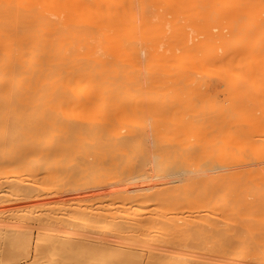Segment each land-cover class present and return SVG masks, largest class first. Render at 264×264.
<instances>
[{"label":"bare ground","instance_id":"1","mask_svg":"<svg viewBox=\"0 0 264 264\" xmlns=\"http://www.w3.org/2000/svg\"><path fill=\"white\" fill-rule=\"evenodd\" d=\"M253 98L264 0H0L1 235L172 227L199 258L264 264V122L235 113Z\"/></svg>","mask_w":264,"mask_h":264},{"label":"rangeland","instance_id":"2","mask_svg":"<svg viewBox=\"0 0 264 264\" xmlns=\"http://www.w3.org/2000/svg\"><path fill=\"white\" fill-rule=\"evenodd\" d=\"M155 8V7H154ZM190 32H191V30H190ZM192 33H193V31H192ZM194 35V34H193ZM192 35V36H193ZM190 37H191V34H190ZM195 88H198V87H195ZM245 89V88H244ZM252 89V88H251ZM251 89H250V91L248 92L247 91V89H245L248 93H252V95L257 91H255V88H254V90L252 89V91H251ZM239 90H243V89H239ZM222 91H224V94H225V97L227 96L226 94H228V96H229V93H231V91H233L232 89H230V90H228V92H226L225 90H222ZM254 91V92H253ZM257 93V92H256ZM255 93V94H256ZM224 94H223V92H221V97L223 96V98H224ZM253 96H256V95H253ZM252 97V96H251ZM246 99V98H245ZM254 99V98H253ZM252 99V102L254 103V105H253V103H252V106H249L247 103H245V102H243V103H241V102H239V105L238 106H240V104L242 105V106H240V107H238L239 108V110H245V116H243L242 114H241V112L243 113V110L242 111H237V112H235V113H238V116H239V114H241V116L243 117L241 120H242V123H244L245 121H247L248 123L250 122V119H251V121L252 122H255L256 121V119H258V118H254V115H255V117L257 116V117H262V121H261V118H260V123H263L264 121H263V116H262V114H264L263 112H264V110L262 109V108H264V107H260V105L259 106H257L258 104H259V101L260 100H253ZM247 100V99H246ZM229 101V100H228ZM248 101H251V100H248ZM254 101H256V102H254ZM238 102V101H237ZM236 102V103H237ZM263 102V101H262ZM229 103V102H228ZM236 103L234 102H231V106H229L230 104H228V106L231 108V109H233V110H235V108H237V107H234L235 105H236ZM244 103L246 104L245 105V107L248 105V107H251V109H253L254 111H249V113L250 112H253V113H255V111L257 110L258 111V115H257V113H255V114H253V113H248L247 112V109H248V107H247V109L244 107ZM260 103H261V101H260ZM235 104V105H234ZM256 104V105H255ZM151 105V104H150ZM150 105H149V107H150ZM159 104H157V106H158ZM161 105V104H160ZM234 105V106H233ZM146 106V105H145ZM233 106V107H232ZM253 106H255V107H253ZM261 106H264V102H263V104L261 103ZM149 107H147L146 106V108H149ZM161 107V106H160ZM173 107V106H172ZM175 107V106H174ZM229 107H228V109H229ZM244 107V108H243ZM253 107V108H252ZM257 107H258V109H257ZM189 108V107H188ZM242 108V109H241ZM250 109V108H249ZM260 109L262 110L261 112H259L260 111ZM236 110H238V109H236ZM256 111V112H257ZM146 112L147 113H145L144 115L142 114V115H138V116H134V117H132L131 119H133L132 120V124H133V122L135 123V124H139L140 126H151V124H154L153 122L154 121H152V123H150L149 121H150V119H152V116L149 114V112H148V110H146ZM162 112V115H165V113L163 114V112H164V110L163 111H161ZM160 112V113H161ZM229 112V111H228ZM232 112V111H231ZM158 113V112H157ZM159 113V119H165V121H166V118H163L162 116H160L161 114ZM231 114V115H236V114ZM246 113H247V116H246ZM261 113V114H260ZM147 114V115H146ZM150 116H149V115ZM153 114V113H152ZM154 115V114H153ZM249 115V116H248ZM145 116V117H144ZM154 116H156V115H154ZM153 116V117H154ZM148 117V119H146ZM161 117V118H160ZM244 117H246V118H248V119H244ZM251 117V118H250ZM156 118V117H155ZM154 118V120H156ZM253 118L255 119V121L253 120ZM136 119V120H135ZM158 118H157V120L159 121V122H161V120H159ZM156 120V121H157ZM163 120H162V122H163ZM245 120V121H244ZM157 121V123H159ZM240 121V120H239ZM244 121V122H243ZM130 122H131V120H130ZM137 122V123H136ZM149 122V123H148ZM251 122V123H252ZM256 122H258V120L256 121ZM147 123V124H146ZM234 123V122H233ZM232 123V124H233ZM236 123V122H235ZM240 123V122H239ZM248 123H246V124H248ZM160 124V123H159ZM158 125V124H157ZM156 125V126H157ZM235 125V124H234ZM234 125H232V127H235ZM244 125V124H243ZM154 128V127H153ZM156 128V127H155ZM261 130L262 129H260V131L258 130V134H259V132H261ZM165 132V131H164ZM157 134H159V133H157ZM162 135V134H161ZM165 136H168L167 134H164ZM160 136H158L157 138H159ZM161 138V137H160ZM167 139V138H166ZM166 141H168V140H166ZM174 141V140H173ZM169 142V141H168ZM170 143V142H169ZM261 160V159H260ZM260 160H258V161H260ZM253 161V162H252ZM251 162H252V166H253V168H254V170H256V172H257V169L258 168H260V165H261V162H258L257 161V159H254V160H252ZM255 161H257V163L255 162ZM263 163H264V161H262ZM243 163H245V162H243ZM256 164V165H255ZM260 164V165H259ZM241 165H243V164H241ZM247 164H244L243 166H246ZM255 165V166H254ZM258 165V166H257ZM247 167V166H246ZM246 167H242L240 170H241V172L242 173H245V172H247L248 171V169H249V167L248 168H246ZM261 167H262V165H261ZM253 168H252V170H253ZM244 171V172H243ZM256 172H255V174H256ZM254 174V175H255ZM245 175V174H244ZM242 177H244V176H242ZM246 177V176H245ZM248 177V176H247ZM103 179H104V177H103ZM245 179H247V178H245ZM110 181V180H109ZM108 183V182H107ZM109 184V183H108ZM113 184H114V186H113ZM113 184H109V185H107V184H104V185H101V187L100 188H103V187H107V188H109V187H115L116 185H115V183H113ZM117 184V183H116ZM106 185V186H105ZM111 185V186H110ZM118 185V184H117ZM103 186V187H102ZM99 188V187H98ZM245 213H246V211H244ZM258 213V212H257ZM242 215V214H241ZM262 215V214H261ZM264 215V214H263ZM244 217H245V214H244ZM248 217V216H247ZM252 218V217H251ZM261 218H263V217H261ZM253 219V218H252ZM263 222H264V220H262ZM262 221H259L258 220V222H260L258 225H259V228L261 227V225H262V227H261V230H262V228H263V225H264V223H262ZM2 224H1V222H0V264H228V263H226L225 262V260L224 259H220V258H214V259H209V258H199V257H197L198 256V254L196 253L197 251H196V248L194 247V248H192V249H190V247L188 248H182L183 247V241H185V240H183V239H185V237H183V235L181 234V233H184L183 231L181 232V229H180V234L182 235V237H177V234L179 235V232L177 231H174V230H170V229H173L172 227H168V231L167 230H165L166 228H164V227H162L163 228V232H162V230H160V228H154L155 230H152L153 228H150V229H147L146 228V230L147 231H145V228H141V229H139L138 227H137V229L138 230H135L134 228V230H135V232L137 231L138 233L140 232V233H145V232H147L148 234H149V232L148 231H153V232H151L150 234L152 235L153 234V236H154V234H156V232H159V231H161V232H159V234L157 233V236L158 235H161L160 233H165V234H163V235H165L166 237H164L163 235H162V239L161 238H159V237H156V236H154V237H156V238H152V236L149 234V236H151V237H149V236H147L146 237V235L145 236H143L142 234H140V236H143V237H140L139 235V237L140 238H144V239H142V240H140V241H138V239L136 240V239H134V240H132V239H130V232H131V234L132 233H135V232H132V231H134V230H130V228L131 227H129V230H125V231H123L124 230V228L122 229L119 225V227L116 225H114L113 226V224H106V225H102V226H104V228L105 229H103V230H100V231H103V232H107V234L105 235V233H104V236H103V234H101V232H99V231H97L98 233H100V234H98V235H101V236H99V237H102L103 236V240H107L108 239V241H110V240H113V236H114V238L116 237V234L115 233H117V232H119L118 234H117V237H118V235H120V233H123V235H127L128 236V238H126V240H121L120 242L118 241V240H120L121 238V236L117 239H114L116 242L118 241V243H116L114 240V242H112V241H110V242H108V241H103L102 240V238H98V240H97V238L96 239H94V237H97V236H94V235H96V234H89V236H88V239H90V241L89 240H87V238L86 237H84V235H83V233H85L84 231H87V229H90V228H85V230L84 231H82L81 230V232H83L82 233V236H76V234L78 233V231L79 230H74V229H70V230H66V231H70V232H66L65 234H62V233H64L65 232V229L63 230L62 229V231H64V232H62L61 234H59L57 231L58 230H56V228H55V231H54V229H51V230H53L52 231V233H51V230L49 231L48 229V231L46 230V232H42L43 230H41V234H44V235H49L50 234V237H57V236H59L58 237V239L59 238H61L60 239V241L64 238V243L66 244V243H68V242H66V240L68 241V239H70L71 240V242H72V245H70V243H68V244H66V245H64V243L62 244V243H60V241H58L59 243L56 245V246H53L52 244H46V245H44V242L43 243H38L37 242V236H38V231H40V230H37V229H32L31 231H29L27 234H24L25 236L27 235L28 236V234L29 235H31L32 233V236L30 237V236H28L27 238H28V240L24 243V244H22V245H19V244H13V245H10V243H7L6 242V239L1 235V228H2ZM13 226V225H12ZM117 227V228H116ZM99 228V227H98ZM126 228V227H125ZM176 228V227H175ZM174 228V229H175ZM96 229V228H95ZM114 230V232H112L111 230ZM128 229V228H127ZM143 229V230H142ZM159 229V231H156V230H158ZM61 230V229H60ZM74 230V231H73ZM91 230L93 231V233H97V232H94V229H92L91 228ZM90 230V231H91ZM97 230V229H96ZM107 230H110V232L109 231H107ZM177 230V229H176ZM36 231L38 232L37 234H36ZM44 231H45V229H44ZM73 231V232H72ZM75 231H77V232H75ZM89 231V230H88ZM87 231V232H88ZM89 231V232H90ZM116 231V232H115ZM145 231V232H144ZM155 231V232H154ZM263 231V230H262ZM32 232V233H31ZM55 232H57V233H55ZM59 232H61V231H59ZM88 232V233H89ZM102 232V233H103ZM108 232H109V234H108ZM125 232H127V234H124ZM188 232V231H187ZM79 233H80V231H79ZM111 233H114V234H112L111 235ZM146 233V234H147ZM191 232H189V234H190ZM66 234H68V236H66ZM185 234V233H184ZM186 234H188V233H186ZM192 234V233H191ZM37 235V236H36ZM62 235V236H61ZM64 235V236H63ZM78 235V234H77ZM85 235H87V233L85 234ZM91 235L92 236H94V237H92V238H89V237H91ZM109 235V236H108ZM123 235H122V239H124V237H123ZM135 236L137 235V233L136 234H134ZM71 236V237H70ZM135 236H133V237H135ZM137 236V237H138ZM191 236V235H190ZM68 237V238H67ZM106 237V238H105ZM108 237H111L112 239H109ZM132 237V238H133ZM138 237V238H139ZM77 238V239H76ZM84 238H86V239H84ZM178 238H182V243H180L179 242V239ZM56 239V238H55ZM55 239H51V241L50 242H52V240L53 241H55ZM57 239V240H58ZM66 239V240H65ZM127 239H130V240H127ZM190 240H188V241H190L191 242V238H189ZM50 240V239H49ZM48 240V241H49ZM73 240V241H72ZM93 240V241H92ZM95 240V241H94ZM97 240V241H96ZM181 240V239H180ZM82 241V242H81ZM85 241V242H84ZM45 242H47V241H45ZM49 242V243H50ZM57 242V241H56ZM84 242V243H83ZM86 242H90V243H86ZM107 242V243H106ZM48 243V242H47ZM74 243V244H73ZM179 243L180 244H182V246L181 245H179ZM189 243V242H188ZM192 243V242H191ZM190 243V245L192 246L193 244H191ZM112 244H114V246L112 245ZM186 244V241H185V243H184V245ZM189 245V244H188ZM189 245V246H190ZM186 246V245H185ZM38 250H40L42 253L40 254V255H38ZM82 250H84L87 254H85V252L84 251H82ZM195 254V255H194ZM194 255V256H193ZM246 259V258H245ZM244 259V257L242 258V259H238L237 260V263L236 264H240V263H242V262H244V261H246ZM249 263H251V262H249ZM249 263H247V264H249Z\"/></svg>","mask_w":264,"mask_h":264}]
</instances>
